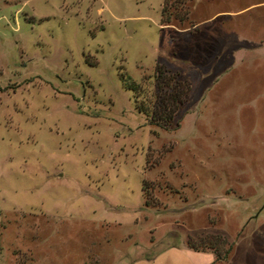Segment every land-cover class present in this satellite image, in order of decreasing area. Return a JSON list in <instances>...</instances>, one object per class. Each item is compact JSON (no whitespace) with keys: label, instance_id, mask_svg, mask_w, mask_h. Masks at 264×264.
Returning a JSON list of instances; mask_svg holds the SVG:
<instances>
[{"label":"rangeland","instance_id":"obj_1","mask_svg":"<svg viewBox=\"0 0 264 264\" xmlns=\"http://www.w3.org/2000/svg\"><path fill=\"white\" fill-rule=\"evenodd\" d=\"M170 1L0 0V264H264V0Z\"/></svg>","mask_w":264,"mask_h":264},{"label":"trees","instance_id":"obj_2","mask_svg":"<svg viewBox=\"0 0 264 264\" xmlns=\"http://www.w3.org/2000/svg\"><path fill=\"white\" fill-rule=\"evenodd\" d=\"M187 1H190V0H186V1L175 0L177 4L181 2L186 4ZM166 2H168V0H163V5L160 8L159 21L161 24L167 23L170 20L169 15L164 14L165 12L164 6ZM173 2L174 0L172 2L170 1L171 7L173 5ZM176 19L181 22L185 21L187 19L186 12H183V14L176 17ZM121 79H122L123 86L125 88L129 89L131 92L137 91L136 83L132 82L131 80H128V78H126L124 75H122ZM153 85H154L155 90L153 92L154 101L152 105H155L157 102L156 109L148 110L146 106L140 103H136L134 101L135 108L138 111L144 113L146 116H148L150 122L159 123V121H161L162 123L161 126L165 127L167 126V124H169V121L172 118L173 112L175 111V108H176L175 106L181 103V100L184 98L185 94L187 93L188 86L184 80L177 79L175 74H165L163 68L159 65L155 66V69H154V84ZM160 124H157V125H160ZM186 243L192 249L198 250V248H194V246L190 244L191 240L189 237L186 240ZM230 249L231 248L229 245L228 248H226V251L224 250L222 254H220L217 251V249H213V250L211 249V251L214 254V260L216 261L225 260V257H227Z\"/></svg>","mask_w":264,"mask_h":264}]
</instances>
